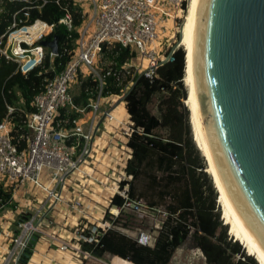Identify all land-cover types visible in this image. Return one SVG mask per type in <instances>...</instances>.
<instances>
[{
  "label": "trees",
  "instance_id": "obj_1",
  "mask_svg": "<svg viewBox=\"0 0 264 264\" xmlns=\"http://www.w3.org/2000/svg\"><path fill=\"white\" fill-rule=\"evenodd\" d=\"M39 4L41 8L30 9L26 23L31 24L36 19L58 23L63 15L59 5L54 0ZM27 5L23 0H4L0 3V36L12 25L16 12L17 20L24 17L23 8ZM70 8L73 28L57 24L53 33L46 37L49 40L57 37L59 49L51 65V50L46 49L42 64L47 67L45 73L34 71L26 76L17 62L6 59L0 53V122L8 114V106H13L12 134L20 150L26 148L27 137L32 133L25 121L27 115L35 110L33 99L44 89L47 78L65 68L76 48L79 27L84 18L80 8L72 2ZM103 55L112 63L103 72L109 67L119 71L126 62L137 56V52L116 43L104 45ZM186 63V51L180 47L172 61L153 71L135 74L124 99L132 129L126 144L132 153L125 167L128 177L121 181V187H127L129 199L140 200L148 208L160 209L165 213L154 243L141 242L126 233L129 231L126 229L129 220L124 219L127 211L121 208L126 198L115 194L110 206L121 208L119 215L115 216L107 209L104 222L110 227H99L96 240L81 241L82 250L96 258L111 254L131 264H170L175 250L187 244L199 249L207 264H262L252 251H246L244 241L232 228V235L236 239L230 235V223L224 221V216L222 218L223 211L217 201L219 191L212 176L205 170L206 159L193 136L190 111L186 105ZM129 78L123 80L121 76L120 80L113 73L107 75L102 95H122ZM99 92V80L90 75L82 80L78 93L73 95L74 103L79 108L89 109L90 101L96 99ZM80 116L76 109H61L55 124L60 122L72 128L73 120ZM2 204L6 207L15 205L12 191L0 183ZM117 226L126 228L120 231ZM39 239L38 232L32 235L21 256L22 264L29 262Z\"/></svg>",
  "mask_w": 264,
  "mask_h": 264
},
{
  "label": "built area",
  "instance_id": "obj_2",
  "mask_svg": "<svg viewBox=\"0 0 264 264\" xmlns=\"http://www.w3.org/2000/svg\"><path fill=\"white\" fill-rule=\"evenodd\" d=\"M3 1L0 0V3ZM23 1L28 3L23 8L24 17L17 20L18 12L14 14V22L7 32L0 36V53L6 59L17 62L20 71L26 76L34 71L41 74L42 68L45 67L42 64L46 56V47L41 40L50 35L57 24H64L69 29L73 28L71 2L80 8L84 20L78 45L71 60L61 72L46 79L44 89L33 99L32 105L35 110L27 115L25 121L32 133L27 137L26 148L22 150L14 142L12 134L15 108L8 106V114L0 122V183L12 191V201L19 190L30 183L34 188L47 193L54 205L65 200L62 191H56V186L59 184L63 188L67 187L68 183L76 182L80 186L79 192L88 188L93 193L97 192L93 188L97 185L104 192L108 205L115 194H120L126 198V202L121 207L125 211L142 210V206H145L143 202L129 199L126 193L127 187H121V181L128 177L125 172L113 168L110 174L107 172L101 178L89 173L83 167L89 165L92 139L96 137L99 129L93 127L97 113L100 111L104 79L113 73L121 80V76L131 73L130 67L133 66L130 61L126 62L119 71L110 67L106 72L103 70L99 72L97 62L103 54L104 45L111 46L116 43L133 48L138 57L148 61V66L142 73L153 71L172 61L180 45L169 43L164 50L157 49L159 30L162 28L164 17L172 19L175 25L181 14L188 9L190 0H54L63 11L58 23L37 19L31 24L26 23L29 21L30 9L41 8L42 5L39 3H46L48 0ZM57 54L51 51V56ZM82 66H86L89 73L99 80V96L89 103V109L77 107L70 90ZM131 85L132 81L125 86L122 96H117H125ZM67 108L76 109L81 113L79 118L73 120L72 128H67L60 122L55 124L60 110ZM115 115L113 108L103 112V125L108 132L111 131L110 124L113 122L123 123ZM85 121L91 122L92 130L89 133L84 132ZM126 134L129 135L130 132ZM72 136H80L85 140L82 151L78 150L79 143H69ZM93 162L91 160L92 164ZM83 204L84 199L79 196L73 200L71 206L80 209ZM5 207V204L0 205V210ZM121 208L110 207V211L118 216ZM79 225L81 228L78 231L77 243L72 245L69 241L62 240L59 244L60 249L63 251L71 249L72 254L79 258H96L82 250L81 241L96 240L99 227L106 229L110 224L103 220L98 223L92 222L90 228L87 224L84 227L82 221ZM40 226L38 213L34 215L31 213L28 220L21 219L18 222V232L11 236V247L5 256L0 254V264H22L21 256L32 235L41 231Z\"/></svg>",
  "mask_w": 264,
  "mask_h": 264
},
{
  "label": "water",
  "instance_id": "obj_3",
  "mask_svg": "<svg viewBox=\"0 0 264 264\" xmlns=\"http://www.w3.org/2000/svg\"><path fill=\"white\" fill-rule=\"evenodd\" d=\"M43 44L58 53L56 38ZM193 93L211 158L264 248V0H201Z\"/></svg>",
  "mask_w": 264,
  "mask_h": 264
},
{
  "label": "crops",
  "instance_id": "obj_4",
  "mask_svg": "<svg viewBox=\"0 0 264 264\" xmlns=\"http://www.w3.org/2000/svg\"><path fill=\"white\" fill-rule=\"evenodd\" d=\"M81 30H82V27L80 26L79 34ZM46 37L41 40L42 44H43V41H51V40H54L55 38L57 39V37H53L52 39L49 40ZM78 40L79 38L76 41L77 45H78ZM77 45H76V48H77ZM44 46L46 47V49L49 48L52 51V49L49 46H46V45ZM76 48L74 50H76ZM53 57L54 56H52L51 59L49 60L50 65H51V62L53 61ZM134 59L131 60V62L134 61ZM102 70L103 69H101V71ZM44 71L45 70H43L42 72ZM90 75L92 74L89 73V69L86 66H82L78 74V77L76 81L73 82V84L78 83L80 85L82 80L87 78ZM73 84L71 85V89H70L71 91H72ZM96 99L91 100L90 103ZM121 100H122V97H119L117 95H114V94L102 95L101 93L100 111L97 113V117L94 122L93 128L96 129L98 122L103 117V112L108 109H112V108H113L114 113L116 114L115 115L116 117L118 116L119 119H121L122 121L124 119L126 120V118L129 117V114L126 109L125 100L123 101ZM90 125H91V122L89 123L86 122L84 124V132L89 133L90 130H92ZM127 139H128L127 134L119 135L112 131L108 132L106 128H104V125L102 122L96 133V137L92 139L93 146H92V151H91V157H89V161H88L89 165L83 166V167L89 173L91 174L93 173L97 176H100L101 178H103L105 176V173L107 172L110 174L113 168H116L118 171L125 172L126 162L128 159L123 160L124 162H119L116 159H119V158L124 159L121 157L122 155L120 154V152L122 151V149L125 148ZM70 141H71V144L79 143L78 150L82 151L84 144H85V140L82 137L72 136L69 139V143ZM115 150H120L119 154ZM126 151L128 154V158H130L132 150L130 148H127ZM106 154L111 155V156H109L108 159H105ZM91 160L94 161L93 162L94 164L91 163ZM112 160L116 162L114 166L112 164ZM118 165L120 166L119 169H118ZM70 184L71 183H68V186L63 187V188L61 187L60 184L56 186V191L57 192L62 191L63 197L65 199L64 202L57 203V205H54L52 203L47 193L42 192L40 189L34 188L32 185H30V183H27L26 185L22 187V189L19 190V192L16 194V197L13 201L15 205L5 207L0 212V254L1 256H5L7 250L11 247V236L18 232V222L21 220L20 217L18 219L17 217L21 214V212L25 210L24 208H28V210H31L29 211V213H32L33 215L38 213L39 221L41 223L40 233L44 232L47 234L48 232V235H50V232L57 233L59 231L60 233H62V235L64 234L66 236L67 240H74L75 244L78 241L77 237H78V231L81 228V226L79 225L81 221L82 222L86 221V224L92 223V222H100V221L102 222L103 221L104 214L106 212L105 209L108 206L109 202L108 200H106V197L104 196V192L102 191V189L97 187V185H94L93 188L97 191L96 193H93L91 190H88V188L85 190L82 189L83 191L79 192L80 186L78 185V183L75 182L74 184H71V185ZM91 185H89V187H92ZM79 196L81 198L83 197L84 199L83 209L72 208L71 205H72L73 200L76 198H79ZM32 210L34 212H32ZM51 217L54 218V221L57 223V225L50 227V224L48 221L51 220L50 219ZM48 229H50L51 231ZM52 229H55L57 231H52ZM51 243L52 242L50 240L41 237L39 241L37 242L34 248L33 255L31 256L27 264H56L54 263V261L52 262L47 259V256L51 255L52 252H54L53 248H51L52 246ZM107 255H110L113 257L114 263L120 264L119 263L120 261L119 259H117V256H114L111 254H107ZM64 264H82V263L66 261ZM110 264L112 263L110 262Z\"/></svg>",
  "mask_w": 264,
  "mask_h": 264
},
{
  "label": "rangeland",
  "instance_id": "obj_5",
  "mask_svg": "<svg viewBox=\"0 0 264 264\" xmlns=\"http://www.w3.org/2000/svg\"><path fill=\"white\" fill-rule=\"evenodd\" d=\"M187 12H188V9H186L181 14L179 20L175 23V25H174V21L172 19L166 18V17L163 18L164 22L162 24V28H160V30H159L160 38L156 43L157 49L164 50L169 45V43H172L173 45L179 44L180 45L179 48L183 47L185 49V46L182 44V28L184 26V22L186 19ZM100 57L101 58L97 62L98 71H101V69H104L110 63L105 55L102 54ZM128 62H130V61H128ZM130 63L133 64V66L130 67L131 73L130 74L128 73L127 76L126 75L123 76V80L127 79L128 76H130V78L128 79L129 81H128L127 85L129 84V82H131V78L133 79L135 74L142 73V71H144V69L148 66V61L144 60L141 57H138V55H137L136 59H134V61H132ZM111 64L112 63H110V65ZM46 68L47 67H44V68H42V70H45ZM185 85H186V83H185ZM186 87H187V85H186ZM187 90H188V87H187ZM78 91H79V84L78 83L73 84L71 93L77 94ZM188 94H189V90H188ZM121 96H119V97H121ZM186 105L188 106L187 103H186ZM188 109H189V106H188ZM189 111H190V109H189ZM190 122H191V126H192L194 140H195L197 138V135H196V132H195L193 124H192L191 114H190ZM110 126H111L110 130L112 132L119 134V135H126V133H129L132 130L131 129V120L129 117L126 118V120L124 119L123 123H121V124H118L115 121L112 124H110ZM194 132H195V134H194ZM195 135H196V138H195ZM197 140H198V138H197ZM197 140H195L196 145L197 146L199 145L198 148L199 147L201 148L200 143H198ZM127 148H129V147L126 144L125 148L122 149L121 152H120V150H115L118 154L120 152V154L122 155L121 157L124 158V159H120V158L116 159L117 161L124 162L123 160L128 159V154L126 151ZM122 152H124V153H122ZM201 153L203 154L202 150H201ZM109 156H111V155L106 154L105 159H108ZM203 156H204V154H203ZM205 159H206V157H205ZM206 163H207V168L205 170L207 171V173H209L212 176V174L209 172V165H208L207 160H206ZM112 164L114 166L116 164V162H114L112 160ZM119 168H120V166L118 165V169ZM212 178H213V176H212ZM214 183H215V181H214ZM215 186H216V184H215ZM216 189L218 191V188H216ZM219 197H220V193L218 195L217 201L220 203L221 210L223 211L222 218L224 216L225 220L224 219L223 220L226 221L227 217L225 214V210H224V207H223ZM83 206L84 205H81L80 208L83 209ZM110 207L111 206L108 205L106 207L105 211L108 209V212L112 214V212L110 211ZM24 209L25 210L23 212H21V214L17 217V219L19 217L21 219L23 218L26 220L30 219L31 213H29V211H31V210H28V208H24ZM1 211L2 210H0V212ZM126 211H127V214L124 217V219L129 220L128 221L129 227L126 228V227H118L117 226V228L120 229V231H122L124 228L129 229V231H126V233L132 235V237L138 238L142 242L153 244L156 235H158V233H159V229H160L161 224H162V219H164V217H165V213L160 209H150L147 206H142V210H140L138 212H134L132 210H126ZM32 212H34V211L32 210ZM27 216H28V218H26ZM50 219L53 221V222L51 220L48 221L50 224V227L57 225V223L54 221L53 217H51ZM96 223H98V222H96ZM85 225H86V221L83 222L84 227H85ZM87 225H88L87 227H89V228L91 227V223H89ZM231 228L232 227H230V231H229V233L231 232L230 235H232L234 232V231L233 232L231 231ZM48 230H50V229H48ZM52 231H57V230L52 229ZM38 233L40 234V238L41 237L46 238L52 242L51 248H53L54 252H52L53 255L51 254V255L47 256V259L52 261V262L54 261V263H56V264H64L66 261L67 262L68 261L69 262H75V263L81 262L82 264H107V263L110 264V262L112 264H116V263H114L113 257L110 255H106L104 257L105 259L104 258H83V257L79 258L75 254H72L73 251L71 249H70V251L61 250L59 247V244L61 243L62 240L69 241V243H71L72 245H75V241L74 240H67L66 236L64 234L62 235V233H60L59 231L57 233L56 232H50V235H48V232H47V234L44 232H41V233L38 232ZM232 236L234 237L235 235H232ZM234 238L236 239V236ZM246 251H247V249H246ZM45 257H46V255H45ZM117 259H119L120 264H131L128 261L123 260L121 258L117 257ZM170 264H207V263L205 261L204 255L202 254V252L199 249L191 248L189 245L185 244V245H183V246H181L175 250L174 256H173Z\"/></svg>",
  "mask_w": 264,
  "mask_h": 264
},
{
  "label": "bare ground",
  "instance_id": "obj_6",
  "mask_svg": "<svg viewBox=\"0 0 264 264\" xmlns=\"http://www.w3.org/2000/svg\"><path fill=\"white\" fill-rule=\"evenodd\" d=\"M201 0H190L188 12L182 28V44L185 46L187 55V65L185 71V83L188 87L189 94L186 100L191 114L192 124L196 132L195 138L198 143H200L201 150L205 157H207V162L209 165V172L212 174L215 184L220 193V201L224 207L226 220L230 223L232 231L236 233L241 240L244 241V246L248 250H251L258 260L264 264V248L259 243L257 238L251 232L249 227L246 225L242 219L233 199L225 188L221 176L211 158L208 144L206 141L205 133L203 130L201 118L199 115L198 107L196 104L195 96L193 93V52H194V38H195V24L196 18L199 11ZM194 132V134H195ZM249 252V251H248Z\"/></svg>",
  "mask_w": 264,
  "mask_h": 264
}]
</instances>
